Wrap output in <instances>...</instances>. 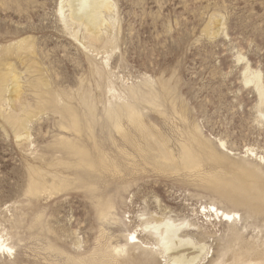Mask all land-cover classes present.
I'll return each instance as SVG.
<instances>
[{"label": "rangeland", "instance_id": "1", "mask_svg": "<svg viewBox=\"0 0 264 264\" xmlns=\"http://www.w3.org/2000/svg\"><path fill=\"white\" fill-rule=\"evenodd\" d=\"M108 2L96 38L0 0V264H172L165 221L194 264L264 254V0Z\"/></svg>", "mask_w": 264, "mask_h": 264}, {"label": "bare ground", "instance_id": "2", "mask_svg": "<svg viewBox=\"0 0 264 264\" xmlns=\"http://www.w3.org/2000/svg\"><path fill=\"white\" fill-rule=\"evenodd\" d=\"M68 5H69V10H70V19L73 22L79 23L82 26H84L87 29L88 33L94 35V37L97 38V35L100 33V29L104 25V22H105V19L103 17V11L107 10L109 7L108 0H68ZM260 96H261L262 104L264 105V91L260 92ZM212 212H214L217 217L220 216L222 219L224 218L223 222L226 224L229 222H232V225H234L235 223H237V221L241 220V217L239 214L224 212L215 206H210V210H208V213H212ZM184 227H185L184 225H177L174 222L165 221V222L157 223L154 225H146L145 229L146 230L150 229L152 233H154V235L156 236L158 240V246L160 247L162 252L164 254L170 255V263L172 264H194L203 255L207 246L204 243L195 244L196 242L194 243L191 237L190 238L186 237L187 239L181 238L180 232L183 231ZM234 237L236 238L237 236H234ZM130 238L133 239L134 241L131 242ZM137 243H139V241H138V236L136 235V233L129 234V238L127 239V244L122 248L117 247L116 252L120 251L122 253L123 252L126 253L128 249L127 247L130 246V244L133 246H136ZM234 244L235 243H232L231 241L228 244L229 247L228 246L225 247V249L227 248L229 252L234 254L233 264H256V263L258 264V262L259 263L261 262L262 264H264V254H261L258 252L251 254V250L249 251V250H245L241 248H238V250H235L236 248ZM186 246H190L191 248L193 247L194 251L197 253L190 257V254L187 256L185 252H183L185 254L178 252L179 250H181L182 248H185ZM0 250H3V253L6 252L7 254L12 253L13 251L11 248L5 245V243H0ZM219 262L220 260L218 259L217 263L215 264H219Z\"/></svg>", "mask_w": 264, "mask_h": 264}]
</instances>
